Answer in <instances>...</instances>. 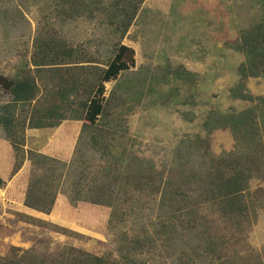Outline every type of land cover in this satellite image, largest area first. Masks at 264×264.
I'll use <instances>...</instances> for the list:
<instances>
[{"label": "rangeland", "instance_id": "obj_1", "mask_svg": "<svg viewBox=\"0 0 264 264\" xmlns=\"http://www.w3.org/2000/svg\"><path fill=\"white\" fill-rule=\"evenodd\" d=\"M84 1L91 6L69 16L52 0H0V75L35 76L40 91L48 76L37 77L30 63L38 37L54 39L69 55L65 61L76 62L65 66L72 67V79L105 69L118 44L132 50L125 61L133 64L103 84L104 110L93 124L81 118L24 128L16 141L23 138L25 152L69 163L67 173L78 163L68 180H109L112 169L136 175L141 167L160 180L149 189L157 193L129 187L133 201L125 221L113 225L106 207L70 206L67 190L48 214L27 209L23 197L35 171L25 156L10 175L13 153L0 127V264H57L67 248L118 261L123 239L147 237L145 247L129 250L133 264H176L191 254L196 264H210L203 228L191 231L184 220L175 223L182 217L169 219L170 202L197 200L214 166L234 155L244 161L255 150L262 173L248 182L250 221L234 225L209 208L201 216L223 240L234 232L231 244L240 258L264 264V78L240 80L246 57L237 49L241 32L264 24L263 0H143L122 36L109 5L114 0ZM180 70L190 75L178 76ZM8 101L0 89V107ZM164 221L174 233L160 231Z\"/></svg>", "mask_w": 264, "mask_h": 264}, {"label": "trees", "instance_id": "obj_2", "mask_svg": "<svg viewBox=\"0 0 264 264\" xmlns=\"http://www.w3.org/2000/svg\"><path fill=\"white\" fill-rule=\"evenodd\" d=\"M52 1L58 13L69 16L81 15L91 6V3H86L84 0ZM142 1L114 0L109 4L114 9L113 17H115L116 25L119 28L122 27L121 36L130 25L134 12ZM237 49L246 57L245 62L238 67L240 80L264 78V24H256L241 32ZM131 53L132 50L118 44L105 69L99 70L98 73L92 72L93 78H90L87 73H81L82 78L72 79L67 76L72 67L65 66L76 64V62L65 61L69 55L60 49L58 42L54 39L38 37L33 41L30 63L37 77L41 74L48 76V81H46L48 84L41 86L40 91L35 82V76L4 77L0 75V89L9 96L7 104L0 107V127L3 139L10 144L13 153L10 175L13 176L17 172L25 156L35 171L24 193L22 204L25 208L48 214L55 197L67 190L68 194L66 192L64 194L70 206L77 203H88L106 207L109 209L108 222L113 225V223L118 224L125 221V208L133 201V196H129V187L133 188V191H148L149 195L157 193L156 188L149 189L153 188L151 185L155 181L160 180H155L151 172L144 173L141 167L136 175L126 170L113 173L112 169L109 171V180H88L87 182L79 176L75 180H68L77 173L78 163L71 165L72 170L70 173L68 171L69 175L66 176L68 173L63 170L70 165L69 163L65 164L35 152H25L22 149L23 138L16 141L24 128H54L58 126L59 121H80L81 118L93 124L104 110V105H102L103 84L114 80L121 71L127 70L128 66L133 64L131 59H129V64L125 61V56ZM179 75L190 74L185 70H180ZM230 120L232 123L229 124V129L235 140L237 139L234 125L236 120L231 118ZM257 153V150L248 151L243 157L244 161L234 155L231 159L214 166L207 175L205 186L198 194L197 200L186 203L189 201L173 198L170 202L172 213L169 219L175 216L176 218L182 217L181 221H175V223L182 226V220H184L186 228L191 231L203 228L199 234L204 238L202 240L207 252L206 256L212 257L210 264H248L239 257L237 247L231 244L230 238H233L234 232L229 234L227 231L230 238L223 240V237L216 233L218 231H212L213 227H205L206 222L201 216V209H215L220 219L232 221L234 225L247 224L253 212V203L248 195V182L253 176H259L262 173V168L257 164L259 159ZM157 177H159L158 174ZM174 228V225L165 221L160 225L162 233H174ZM235 229L236 231L241 230L240 228ZM149 240L148 237L141 241L123 239L125 247L118 261L110 259L109 256L96 257L67 248L60 253L57 264H133L132 258L129 257V250L135 252L142 249ZM194 258L195 255L191 254L185 259L180 258L176 264H196Z\"/></svg>", "mask_w": 264, "mask_h": 264}]
</instances>
